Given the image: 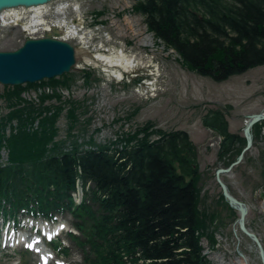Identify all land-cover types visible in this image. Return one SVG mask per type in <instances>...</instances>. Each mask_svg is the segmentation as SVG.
Returning a JSON list of instances; mask_svg holds the SVG:
<instances>
[{"label": "trees", "instance_id": "16d2710c", "mask_svg": "<svg viewBox=\"0 0 264 264\" xmlns=\"http://www.w3.org/2000/svg\"><path fill=\"white\" fill-rule=\"evenodd\" d=\"M132 11L200 76L222 81L264 64V0H135ZM45 81L64 85L68 73ZM30 85L5 86L2 93L8 112L0 117V150L7 153L0 161V216H68L76 231L65 235L70 245L60 238L48 244L62 257L72 249L79 253L80 261L68 264H210L201 237L215 239L211 220L199 210L197 148L185 130L147 121L111 146L65 150L55 141L62 106H43L51 96L38 104L23 99L20 93ZM75 111L71 102V121ZM212 120L220 122L223 145H229L224 113L209 110L204 125L213 128ZM262 123L253 127L257 135ZM78 188L82 198L76 203Z\"/></svg>", "mask_w": 264, "mask_h": 264}, {"label": "rangeland", "instance_id": "374dc122", "mask_svg": "<svg viewBox=\"0 0 264 264\" xmlns=\"http://www.w3.org/2000/svg\"><path fill=\"white\" fill-rule=\"evenodd\" d=\"M134 3L135 0H50L45 4V8L48 6L46 10L38 12L40 17L29 19L35 22V27L30 30L21 26L0 25V50H12L27 37L44 35L48 29L51 33L50 26L55 28L59 25L58 37L75 48L76 63L63 87H68L74 93L71 99L75 101L76 118L71 121L62 107L58 111L55 137L58 143L64 141L67 126L71 125L72 131L78 137H83L79 141L85 143L91 138L95 144H109L123 132L152 121L164 130H185L196 145L201 168L204 169L206 164L214 161L217 138L214 133L201 127L199 117L205 110L226 108L229 130L241 134L250 115L264 112V64L222 81L189 71L181 65L172 49H165L161 41L147 31L142 16L132 11ZM69 26L78 28L76 35L66 32ZM137 30L142 35L149 33L153 46L139 45L138 37L141 36L134 34ZM79 34L83 36L79 37ZM116 50H122L125 54H142L140 64L131 71H122V78H117L115 72L106 71L101 61L96 64L92 57L97 52ZM88 57L91 62L86 61ZM92 67L97 69L93 70ZM38 83L55 87L46 81L33 84L40 85ZM5 86L12 85L0 83V117L8 112L2 97ZM21 86L26 87V83ZM65 90L62 88V91ZM47 105L48 102H45ZM76 140L68 138L64 143L74 144ZM1 154L5 156V152ZM245 157L246 162L239 164L235 170L236 176H228L226 180L246 202L247 226L257 234L264 248V199L253 196L258 188L264 189V126ZM242 167L249 176L244 180L238 171ZM233 179L239 182L234 183ZM253 180H256L257 187H254ZM76 201L79 202L78 197ZM58 219V225L66 226L58 238L61 237L65 245H70L65 238L66 230L71 228L69 217L62 215ZM19 221L22 225L18 228V236L26 238L23 241L34 242L41 235L45 246L36 243L37 247L25 248L22 241L8 246L11 236L6 233L12 232L14 221L0 217V264H68L80 261L79 253L73 249L69 257L56 255L49 249V243L41 231L36 234V228L22 227L31 224V220ZM220 233L222 237L208 259L210 264H239L238 260L242 257H246L248 264H261L256 244L240 232L236 223H225Z\"/></svg>", "mask_w": 264, "mask_h": 264}, {"label": "water", "instance_id": "95a60500", "mask_svg": "<svg viewBox=\"0 0 264 264\" xmlns=\"http://www.w3.org/2000/svg\"><path fill=\"white\" fill-rule=\"evenodd\" d=\"M49 1L0 0V13L8 8H30L45 5ZM57 36V29H53L52 34L48 33L43 37L26 38L21 45L12 50H0V83L16 86L50 79L70 72L72 66L76 63L75 48L71 43L59 39ZM263 120L264 112L254 113L249 116L244 128L246 146L238 156V161L242 158L243 152L249 149L252 144L251 127ZM218 182L229 205L239 211L237 219L239 230L256 244L261 264H264V248L257 234L252 232L246 225L247 206L242 201L234 198L219 178ZM261 197H264L263 191L261 192Z\"/></svg>", "mask_w": 264, "mask_h": 264}, {"label": "flooded vegetation", "instance_id": "af4514ba", "mask_svg": "<svg viewBox=\"0 0 264 264\" xmlns=\"http://www.w3.org/2000/svg\"><path fill=\"white\" fill-rule=\"evenodd\" d=\"M209 110H216V109H209ZM209 110H205V112L199 117V121L201 127L208 129L211 133H214L215 137L217 138V140L215 141L217 145L213 152L214 161L212 163L206 164L205 168L202 169L199 153L197 151L198 166H197V171L194 174V180L199 190V197L201 199V202L199 204V210L204 211L207 214V218L211 220L212 231H216L218 229L221 231V228L223 227V225H225V223L227 224L232 222L237 224L239 211L229 205L228 200H226V198L223 195V191L218 182V178L226 185L228 192L234 198H236L239 201H242L247 206L246 202L243 199H241L240 196L234 191L231 182H229V180H226V177L228 176L235 177L237 174L235 170L238 169V165L241 163L242 164L245 163L247 160L245 157V153L248 149L243 152L242 158L238 161V156L241 154L243 148L246 146V138L244 134V128L246 124L242 128L241 134L239 132L230 131L228 128V132L232 136V141L230 142L229 145H223V140H224L223 136H221L218 131V129L221 127L220 122L216 120H212V124L214 126L213 128L204 125L203 119L207 115ZM227 110L228 109L226 108L221 110L224 113L225 117L227 115L226 114ZM262 122L263 121L258 123L262 125L263 124ZM255 125H253L250 129V133L252 137V144L250 148L252 147L255 139L259 137V135H257L254 132L253 127ZM243 141L245 143L242 146ZM205 149L208 151L207 148ZM231 158L233 159L231 160ZM238 171L243 177V180L244 178L249 177L245 168L243 167L239 168ZM262 178L264 179V176H262ZM232 182L238 183L239 181L237 179H233ZM253 182L255 184L254 187H257L256 180H253ZM247 184L248 183H246V185ZM262 191L264 192V189L258 188L257 192H255L253 196L255 198L258 197L260 199H264V197H261ZM246 225H248L247 222Z\"/></svg>", "mask_w": 264, "mask_h": 264}, {"label": "bare ground", "instance_id": "6f19581e", "mask_svg": "<svg viewBox=\"0 0 264 264\" xmlns=\"http://www.w3.org/2000/svg\"><path fill=\"white\" fill-rule=\"evenodd\" d=\"M70 6H71V4H70ZM24 9L27 12H28V9H31V10L33 9V12L35 13L33 16H36V15H38L39 11L45 10V5H39V6H34V7L24 8ZM16 17L17 18L20 17V15L18 14L16 8L5 9L0 14V20H1L0 25H4V24L7 25L8 23H10ZM40 22H43V21H40ZM32 23H35V22H32ZM22 26L26 28V26H28V25L26 23H22ZM67 31L69 33H72V35H75V33L78 31V28L69 26L67 28ZM134 34L137 37L141 36V37H138L139 38V45H142V46H148V45L149 46H153L152 36L149 35V33L148 34L144 33L142 35L141 31L137 30V31L134 32ZM82 36L83 35H81V37ZM92 57L95 58V63L96 64H99V62L101 61L100 63L102 65H104V68H106V71H108L109 73H114L115 72L117 78H122V76H123V74H122L123 72L122 71H131L138 64H140V61L142 59V54L141 53H134V52H132L130 54H125L122 50H116V51H109V52L107 51V53L97 52V53L93 54ZM151 85H152V83H151ZM151 87H153V86H151ZM26 91L27 92H38V85L30 87V88L26 89ZM6 132H7V128H6ZM110 143H111V141L109 142V144ZM95 145H97V144H95L92 139H90L88 142H85V143H83V142L79 141V139H77L74 142V144L67 143V147H64V149L65 150L66 149H70L73 146H78L80 148H84L85 149V148L94 147ZM102 145H106V144H102ZM2 152H5V156L1 154ZM6 157H7L6 150L4 148H2L1 151H0V158L6 159ZM2 159H0V161H4ZM48 231H49L50 236L57 235V234H59L60 226L55 224V225H53L51 227H48ZM46 233H43V234L46 235ZM34 243L42 244L43 243L42 238H38ZM201 244L203 246V251H202V253H203V252H205V247L203 245V237L201 238ZM33 246H34V244H33ZM238 261H239V264H248V260L246 259V257H242Z\"/></svg>", "mask_w": 264, "mask_h": 264}, {"label": "built area", "instance_id": "2783aa9c", "mask_svg": "<svg viewBox=\"0 0 264 264\" xmlns=\"http://www.w3.org/2000/svg\"><path fill=\"white\" fill-rule=\"evenodd\" d=\"M16 9H17V12L20 15V17L19 18H17V17L14 18L10 23L7 24L8 27H14V28L19 27V26L23 27L22 23H26L28 25V26H26V28L23 27L26 30H30L31 28L35 27V25L31 21H29V19H31L32 16L35 14L33 12V9H32V12H30V13H29V10H31V9H28V12L23 7H17ZM45 10H46V8H45ZM45 10H41V12H44ZM33 17H35V16H33ZM36 17L37 18L40 17V14L36 15ZM25 19H26V21H24ZM46 27L49 28L48 25ZM50 27H51V31H52V29L54 27H52V26H50ZM55 28L57 30H59L61 27L59 25H57V27H55ZM47 32L50 33V29H48ZM66 32H68V31H66ZM82 33H85V32H82ZM70 34H72V33H70ZM76 34H77V32L75 33V35ZM40 36H43V35H40ZM31 37H33V36H31ZM34 37H39V36H34ZM79 37H81L80 34H79ZM61 39H63V38H61ZM86 61L87 62H91L90 57H88L86 59ZM92 68H93V70L97 69V68H94V67H92ZM85 80H86V78H84V81ZM62 88H65L66 90L62 91ZM73 94L74 93L72 91H70L68 89V87H63L62 85H57V86L53 87V86H50V85L46 84V85H38V92H27L26 89L23 90V92L21 94V97L23 99L27 100L30 103L33 102V103L38 104L41 96H51V98H46V100L43 102V106H45V102H48V105L45 106L47 108L49 106H54V105L59 106L60 105L64 109V111L66 113L65 115L67 116L68 115V111H69V109L71 107V102H75L73 99H71V96ZM53 100H54V102H49V101H53ZM47 112H49V113L54 112V108L49 109ZM12 123H13V125H15L16 121H13ZM37 126H38V119H36L32 123L31 128L35 129ZM72 130L73 129H70L69 126H67V129H66L65 134H64V136H65L64 137V141H62L63 143L68 138H74V139L83 138V137H78V134L75 131H72ZM6 134L7 135L9 134V128L8 127H7ZM88 139H91V138H88ZM64 147H67V143H64ZM0 159H2V158H0ZM2 160H6V159H2ZM220 238H221L220 235H217V237H216L217 242H219ZM203 243L205 244V252H203V254L207 258H209V256L211 254H213V252L215 250L210 246V243H209V241H208V239L206 237H203Z\"/></svg>", "mask_w": 264, "mask_h": 264}]
</instances>
